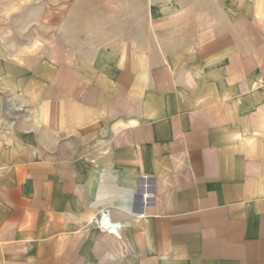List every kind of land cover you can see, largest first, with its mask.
<instances>
[{
    "label": "crops",
    "instance_id": "obj_1",
    "mask_svg": "<svg viewBox=\"0 0 264 264\" xmlns=\"http://www.w3.org/2000/svg\"><path fill=\"white\" fill-rule=\"evenodd\" d=\"M200 26L181 62L148 45L131 72L126 50L101 61L135 84L86 82L103 96L71 104L66 161L32 160L27 116L0 123V264H264V0H218Z\"/></svg>",
    "mask_w": 264,
    "mask_h": 264
},
{
    "label": "rangeland",
    "instance_id": "obj_2",
    "mask_svg": "<svg viewBox=\"0 0 264 264\" xmlns=\"http://www.w3.org/2000/svg\"><path fill=\"white\" fill-rule=\"evenodd\" d=\"M216 22L218 0H0V123L16 129L21 117L27 116L32 134L43 132L41 142L39 137L32 141V160L42 148L50 154L47 162L54 164L56 156L66 161L71 140L63 130L69 129L71 104L77 99L97 104L103 96L86 93V82L97 88L103 82L121 81L124 90L135 84L131 77L102 79L97 73L103 69L101 61L107 60L104 67L111 70L110 59L126 50L131 72L137 52L148 45L158 62L167 55L181 62L184 49L188 50L183 42L202 33L200 24L207 28ZM250 31L261 39V32ZM153 39L158 44L150 47ZM168 42L174 45L167 46ZM259 42L235 50L249 49L256 55ZM22 75L30 82V103L17 92L22 89ZM40 76L46 78L43 89H38ZM78 87H84L85 94L79 95Z\"/></svg>",
    "mask_w": 264,
    "mask_h": 264
},
{
    "label": "bare ground",
    "instance_id": "obj_3",
    "mask_svg": "<svg viewBox=\"0 0 264 264\" xmlns=\"http://www.w3.org/2000/svg\"><path fill=\"white\" fill-rule=\"evenodd\" d=\"M170 7H172V5H170ZM142 215V214H141ZM98 224L100 225V227L103 229V230H108L112 233H116L117 234V231H116V228H120L119 226H116L109 218V211L108 209H105L102 211V216H101V219L98 221ZM119 238V237H118Z\"/></svg>",
    "mask_w": 264,
    "mask_h": 264
}]
</instances>
